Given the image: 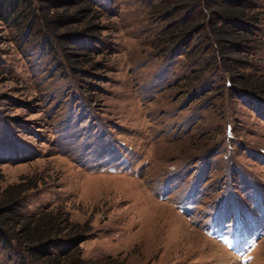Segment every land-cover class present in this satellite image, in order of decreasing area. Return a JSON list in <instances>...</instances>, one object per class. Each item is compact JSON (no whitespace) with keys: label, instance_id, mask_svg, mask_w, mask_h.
Wrapping results in <instances>:
<instances>
[{"label":"rangeland","instance_id":"1","mask_svg":"<svg viewBox=\"0 0 264 264\" xmlns=\"http://www.w3.org/2000/svg\"><path fill=\"white\" fill-rule=\"evenodd\" d=\"M86 1L97 31L67 58L0 21V191L27 188L21 218L87 230L34 259L264 264V0L227 1L248 18L217 23L231 44L205 3ZM26 250L0 246V264H38Z\"/></svg>","mask_w":264,"mask_h":264},{"label":"trees","instance_id":"2","mask_svg":"<svg viewBox=\"0 0 264 264\" xmlns=\"http://www.w3.org/2000/svg\"><path fill=\"white\" fill-rule=\"evenodd\" d=\"M180 1L191 11L197 7L196 3L198 6L205 3L203 6L205 12L210 14V19H214L212 24L209 19L208 29L213 31L212 35L216 43L231 44L238 40L237 34L232 29H228L226 33L217 34V30H222L217 29L218 22L221 26H226L234 21H248L246 10L231 7L227 3L228 0ZM92 8L93 5L86 0H0V21L7 23L21 20L25 26L29 22L28 28L30 24L39 26L67 58V55L70 56L72 52L74 54V51L79 50L70 44L69 37L73 35L93 37L96 34V27L91 24V19L87 18ZM75 25L81 27L80 30L72 29ZM26 190L27 188L17 185L0 191V246L9 248L11 245H16L27 249L33 263L87 264L80 262L77 257L74 259V253L67 255L64 259L48 255L42 256L41 259H34L36 255L33 249L49 247L60 238L82 236L87 233V230L79 224L71 223L67 215L61 218L62 215L59 213L55 215L52 211L43 212L32 218H21L15 215L18 199Z\"/></svg>","mask_w":264,"mask_h":264}]
</instances>
